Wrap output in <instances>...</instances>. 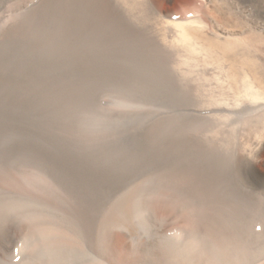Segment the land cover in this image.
Wrapping results in <instances>:
<instances>
[{"label":"rangeland","instance_id":"1","mask_svg":"<svg viewBox=\"0 0 264 264\" xmlns=\"http://www.w3.org/2000/svg\"><path fill=\"white\" fill-rule=\"evenodd\" d=\"M219 2L0 0V264H264V0Z\"/></svg>","mask_w":264,"mask_h":264},{"label":"bare ground","instance_id":"2","mask_svg":"<svg viewBox=\"0 0 264 264\" xmlns=\"http://www.w3.org/2000/svg\"><path fill=\"white\" fill-rule=\"evenodd\" d=\"M230 1H232V0H230ZM229 0H220V4H217L216 6H215V8L216 9H233V7H232V3L230 2ZM182 26V25H181ZM186 31V30H185ZM184 31V35H188V34H190V33H187V32H185ZM183 32V30H181V33ZM183 35V34H182ZM191 35V34H190ZM189 35V36H190ZM189 36H187V37H189ZM252 173H253V175H252V177H254V178H256V179H260L261 178V176L259 175V173H258V171H251ZM185 234V233H184ZM177 235H179V234H177ZM179 238V237H178ZM177 239V238H176ZM181 239H182V237H181ZM173 240H174V238H173ZM177 241V240H176ZM178 243H181V242H178ZM183 245L184 244H182V246L181 247H183ZM186 245V244H185ZM178 250V249H177ZM181 250V249H180ZM172 251V250H171ZM176 251V250H175ZM87 252V251H86ZM88 252H89V250H88ZM94 252V251H93ZM92 252V253H93ZM177 252V251H176ZM95 253V252H94ZM92 255V254H91ZM93 255H95V254H93ZM91 257V256H90ZM97 256H95V259H93V261H94V263L96 262V261H98L99 262V259L98 258H96ZM98 259V260H97ZM92 260V259H91ZM92 263V262H91ZM97 264V263H96ZM106 264V263H105ZM128 264H131L130 262L128 263ZM252 264H254V263H252Z\"/></svg>","mask_w":264,"mask_h":264}]
</instances>
